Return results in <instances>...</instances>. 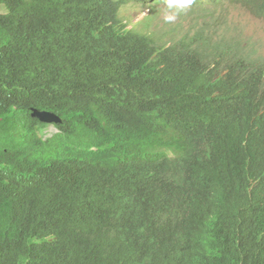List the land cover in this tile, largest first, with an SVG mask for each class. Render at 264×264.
<instances>
[{
	"label": "trees",
	"instance_id": "16d2710c",
	"mask_svg": "<svg viewBox=\"0 0 264 264\" xmlns=\"http://www.w3.org/2000/svg\"><path fill=\"white\" fill-rule=\"evenodd\" d=\"M125 3L0 0V264H264V70Z\"/></svg>",
	"mask_w": 264,
	"mask_h": 264
},
{
	"label": "rangeland",
	"instance_id": "374dc122",
	"mask_svg": "<svg viewBox=\"0 0 264 264\" xmlns=\"http://www.w3.org/2000/svg\"><path fill=\"white\" fill-rule=\"evenodd\" d=\"M125 4L120 11V16L124 22H127L129 29L142 30V23L149 22L150 29L156 30L170 42L178 39L184 32L191 33L198 29L194 26L200 17V10L190 13L187 9L173 13L167 10L166 5L161 4L155 5L152 9L154 13H150L152 11L148 10V5L144 2L126 0ZM227 7L224 5L221 8L227 12V15L211 8L209 21L203 22L204 28L211 34L220 32L225 38L238 35L247 42V51L264 56V19L256 17L244 7L226 9ZM3 11V8L0 7V13ZM166 14H174L176 18L171 22H165ZM56 131L53 125H49L47 128L48 135Z\"/></svg>",
	"mask_w": 264,
	"mask_h": 264
},
{
	"label": "clouds",
	"instance_id": "9594fccd",
	"mask_svg": "<svg viewBox=\"0 0 264 264\" xmlns=\"http://www.w3.org/2000/svg\"><path fill=\"white\" fill-rule=\"evenodd\" d=\"M132 1H140V0H132ZM210 1L218 2V4L214 7H203V9L202 8L196 9V10H202V12H199L200 17L198 19L196 26H194V27H198V29H199L202 26V28L204 30H206L204 28L203 22L205 21V19L210 18L209 14H210L211 8H214L217 11H220L222 14L227 15V12L224 9H221L224 5L228 6L226 9L244 7L248 11H250L253 15H255L256 17L264 19V16H258L255 13V9H253L256 7V4L258 2H262V0H249L248 4H246V5L237 4V3L233 4V2H231L230 0H204L203 3H207ZM141 2L146 3L148 5V10H150V11H152L153 7L155 6L149 0L141 1ZM158 2H160V1H158ZM192 3H193V0H166V3H162V5H166L168 11H171L173 13H179V12H182L184 10H187L191 6ZM158 5H161V4H158ZM150 6H153V7L150 8ZM199 6H197V7H199ZM150 13H154V11H152ZM201 16H204V17H201ZM175 18L176 17L174 14L173 15H167L166 14L164 16L165 22H171ZM215 23L217 24V22H215ZM156 33H157L158 37H160L165 44H170V43L172 44L175 41L179 40L185 34H193V32H191V33L184 32L183 35H181L178 39L170 42L169 40L166 39V37H162L157 31H156ZM211 35L214 36L213 38L215 40V45L210 48V51L214 52L211 55L215 56L216 59L214 62H212L210 69H215L217 71H220L221 75H225L227 73L229 66H231V65L235 66L236 65V58L239 59L242 56H247L251 62H255L256 68L264 70V56H261L258 53L254 54V53H250V51H247L246 50L247 49V42L245 40H243L240 36L235 35L231 38H225L220 32H216L215 34H211ZM222 48H225V49L228 48V51L227 52L222 51ZM229 50H231L232 52L230 53ZM260 84H261V89L264 90V77L260 79Z\"/></svg>",
	"mask_w": 264,
	"mask_h": 264
},
{
	"label": "water",
	"instance_id": "95a60500",
	"mask_svg": "<svg viewBox=\"0 0 264 264\" xmlns=\"http://www.w3.org/2000/svg\"><path fill=\"white\" fill-rule=\"evenodd\" d=\"M31 116L42 124L56 125L61 123V119L56 114L47 111L33 109Z\"/></svg>",
	"mask_w": 264,
	"mask_h": 264
}]
</instances>
